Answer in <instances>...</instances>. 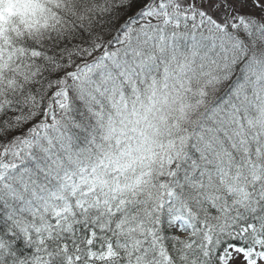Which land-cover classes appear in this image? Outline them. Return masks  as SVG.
<instances>
[{
  "label": "snow or ice",
  "instance_id": "6c2138e0",
  "mask_svg": "<svg viewBox=\"0 0 264 264\" xmlns=\"http://www.w3.org/2000/svg\"><path fill=\"white\" fill-rule=\"evenodd\" d=\"M0 264H264V0H0Z\"/></svg>",
  "mask_w": 264,
  "mask_h": 264
}]
</instances>
